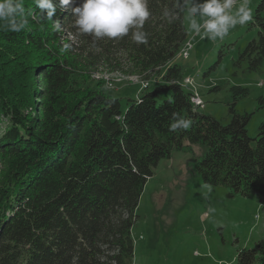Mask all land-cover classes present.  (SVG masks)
<instances>
[{
	"label": "trees",
	"instance_id": "1",
	"mask_svg": "<svg viewBox=\"0 0 264 264\" xmlns=\"http://www.w3.org/2000/svg\"><path fill=\"white\" fill-rule=\"evenodd\" d=\"M72 0L54 19L39 16L23 0L26 27L14 32L0 22V264H132L140 198L153 168L174 149L203 145L197 161L202 182L231 195H264V121L248 134L252 114L236 112L249 94L235 86L228 124L201 113L182 85L175 63L188 40L177 0H149L147 44L129 36L94 41L73 25ZM169 16H165V12ZM258 37L237 65L264 66V0L251 24ZM71 44L62 51L63 44ZM161 78L130 100L108 95L95 72ZM221 87L216 86L215 90ZM148 90V91H147ZM264 109V96L258 98ZM178 119L187 128L170 130ZM238 264H264V247L240 252Z\"/></svg>",
	"mask_w": 264,
	"mask_h": 264
},
{
	"label": "rangeland",
	"instance_id": "2",
	"mask_svg": "<svg viewBox=\"0 0 264 264\" xmlns=\"http://www.w3.org/2000/svg\"><path fill=\"white\" fill-rule=\"evenodd\" d=\"M259 1L250 0L253 16ZM252 22L238 25L223 40L211 41L193 39L185 20L186 44L191 42L193 47L189 58L180 53L174 62L193 80L194 95L205 102L201 113L224 124L229 125L232 118V88H248L249 94L236 102L235 110L241 115L252 114L248 134L254 139L264 121V109H258V98L264 96V66L248 71L246 63L237 65L240 52L258 37ZM92 77L105 82L107 94L120 99L124 111L130 100H137L146 90V80L137 75L97 71ZM160 79L154 75L149 89ZM216 86L221 88L215 90ZM5 121L0 120V136ZM204 153L203 145L174 149L153 168L140 195L138 219L132 229V264H238L240 252L264 247V195H231L228 187L204 184L196 170Z\"/></svg>",
	"mask_w": 264,
	"mask_h": 264
},
{
	"label": "clouds",
	"instance_id": "3",
	"mask_svg": "<svg viewBox=\"0 0 264 264\" xmlns=\"http://www.w3.org/2000/svg\"><path fill=\"white\" fill-rule=\"evenodd\" d=\"M39 16L52 23L55 31H61L59 19H54L58 7L66 9L72 0H34ZM185 14L187 28L193 39L223 40L238 25L253 20L250 0H177ZM73 25L79 34L91 35L93 40L122 39L129 36L136 44H147L148 33L144 25L151 16L149 0H82L72 8ZM165 12V16H169ZM0 22L8 30L19 32L28 24L23 0H0ZM71 44L64 43L62 51ZM189 120L178 119L170 130L187 128Z\"/></svg>",
	"mask_w": 264,
	"mask_h": 264
},
{
	"label": "built area",
	"instance_id": "4",
	"mask_svg": "<svg viewBox=\"0 0 264 264\" xmlns=\"http://www.w3.org/2000/svg\"><path fill=\"white\" fill-rule=\"evenodd\" d=\"M192 47L193 46H192L191 42H189V43L186 44L185 47L182 48L181 55L183 56V58H185V59L189 58L190 51H191ZM182 85L184 87L191 88L190 90H192V92H193V95L191 97V101L193 102V104L196 105L197 107H200L201 109L204 108V106H205L204 101L200 100L199 98H195L194 90H193V88L195 86H194L193 80L191 78H186V79L183 80ZM143 86H144V89H146V88L148 89V87L150 86V81L146 80L144 82Z\"/></svg>",
	"mask_w": 264,
	"mask_h": 264
},
{
	"label": "bare ground",
	"instance_id": "5",
	"mask_svg": "<svg viewBox=\"0 0 264 264\" xmlns=\"http://www.w3.org/2000/svg\"><path fill=\"white\" fill-rule=\"evenodd\" d=\"M195 98H199L197 95H195ZM200 99V98H199Z\"/></svg>",
	"mask_w": 264,
	"mask_h": 264
}]
</instances>
